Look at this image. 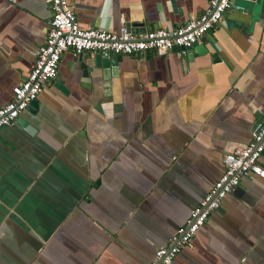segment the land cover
Listing matches in <instances>:
<instances>
[{
    "label": "crops",
    "instance_id": "1",
    "mask_svg": "<svg viewBox=\"0 0 264 264\" xmlns=\"http://www.w3.org/2000/svg\"><path fill=\"white\" fill-rule=\"evenodd\" d=\"M67 1L82 29L133 33L174 28L207 7ZM234 3L183 53L118 54L108 75L90 51L61 53L35 109L0 128V264H146L168 245L223 155L264 120V0ZM50 16L44 0H0V106ZM257 163L264 169V152ZM191 243L175 264H264V177H241Z\"/></svg>",
    "mask_w": 264,
    "mask_h": 264
},
{
    "label": "built area",
    "instance_id": "2",
    "mask_svg": "<svg viewBox=\"0 0 264 264\" xmlns=\"http://www.w3.org/2000/svg\"><path fill=\"white\" fill-rule=\"evenodd\" d=\"M44 1L51 11L44 43L26 77L11 87V99L0 106V128L12 124L27 104L36 99L42 86L54 79L59 57L65 50L71 49L76 53L90 51L102 56L146 50L166 53L173 48L183 53L214 28L226 10L239 8L234 0H207V7L200 15L188 17L174 28H155L133 33L122 24L116 30L82 29L67 0ZM263 150L264 120L251 130L250 138L243 147H235L223 155L222 173L191 207L185 223L174 230L168 245L155 249L152 259L146 264H175L179 251L184 247H192L191 239L195 232L241 177L250 173L264 177V169L257 163Z\"/></svg>",
    "mask_w": 264,
    "mask_h": 264
},
{
    "label": "water",
    "instance_id": "3",
    "mask_svg": "<svg viewBox=\"0 0 264 264\" xmlns=\"http://www.w3.org/2000/svg\"><path fill=\"white\" fill-rule=\"evenodd\" d=\"M251 1H256V0H251ZM125 26L129 30L128 25L126 24ZM195 44L196 43H194L193 45H195ZM82 53L83 52H80L78 54L79 59H82ZM117 59H118L117 54H111L109 56H102L99 53H94L93 56L90 58V65H91V67L100 68L103 71L104 75H108L109 73L114 72L115 67L117 65ZM81 62H82V60H81ZM81 65H82L81 67L84 69L83 76H86L88 65L85 63L84 64L82 63ZM35 106H36V99L30 101L27 104L25 109H28L29 111H33L35 109ZM263 152H264V150H263Z\"/></svg>",
    "mask_w": 264,
    "mask_h": 264
}]
</instances>
